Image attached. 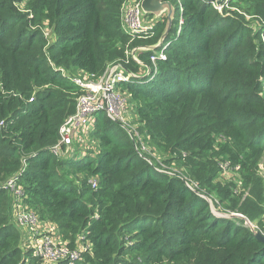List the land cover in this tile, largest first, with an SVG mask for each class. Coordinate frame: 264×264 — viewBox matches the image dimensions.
I'll list each match as a JSON object with an SVG mask.
<instances>
[{
  "label": "trees",
  "instance_id": "obj_1",
  "mask_svg": "<svg viewBox=\"0 0 264 264\" xmlns=\"http://www.w3.org/2000/svg\"><path fill=\"white\" fill-rule=\"evenodd\" d=\"M181 1L184 23L177 33L176 8L162 46L167 59L122 84L140 136L100 111L83 131L97 150L76 144L58 157L59 128L82 93L73 76L99 77L126 59L139 73L132 50L157 43L166 22L133 39L121 19L125 0H0V264H55L23 246L17 195L1 185L15 175L24 206L55 223L71 249L83 244L77 264H264L256 237L264 233L256 172L264 154V0H230L223 11ZM137 52L152 66L156 51ZM138 138L151 148L139 149ZM75 146L82 157H72ZM156 155L178 160L180 170L163 169ZM221 156L235 165L229 179H219ZM238 179L250 188L245 198ZM209 196L257 230L215 214Z\"/></svg>",
  "mask_w": 264,
  "mask_h": 264
},
{
  "label": "built area",
  "instance_id": "obj_2",
  "mask_svg": "<svg viewBox=\"0 0 264 264\" xmlns=\"http://www.w3.org/2000/svg\"><path fill=\"white\" fill-rule=\"evenodd\" d=\"M142 1L143 0H125L122 8L124 30L129 33L133 39L151 37L154 33L153 25L160 20L167 22L166 14L160 15L159 17L154 14H147L143 10ZM229 2L230 0H225L222 5L212 2V5L218 10L223 11L224 7H229ZM174 7L179 10L180 14L177 31V33H179L184 23V7L182 1L176 0ZM159 59H167V54L164 48L157 50L154 54L150 55L152 66L150 64L144 65V61L141 59L137 61L138 64L141 65L139 73L132 72L127 66L129 60H126L109 65L105 72L99 77H95L94 74L83 70L80 71L78 75L73 76L72 80L81 87L82 93L77 98L76 111L68 116L59 128V138L52 149L54 156L59 157L68 155L71 152L72 147L76 144H84V146L91 145L93 150L96 151L98 146L95 144V141L91 138L84 139L83 127L86 125L88 128H92L95 121L91 124L89 118L96 116L100 111H105L112 120L126 125L128 121L125 116L126 98L121 92L122 84L127 83L131 77L140 78L141 76L139 74L141 73L146 74L145 76L153 73L157 70V61ZM126 127L135 130L132 129L129 124H127ZM135 134L140 136L138 131H136ZM136 142L139 145V149L145 150L146 148H150L146 147L143 141L139 138ZM168 169L172 171L171 168ZM1 185H3L8 191L17 195L18 202L15 209L16 220L20 226L26 228L27 234L23 246L34 247L31 248L34 250L35 254L42 257L47 263L50 260L55 262V264H77L78 260L82 257L83 244L78 239V246L71 249L69 247L70 241L62 239L58 226L55 223L40 219V216L36 211L24 206L19 199L24 194L23 188L19 184V176H12L5 182L1 183ZM93 185L96 186V181L93 182ZM23 207L27 208L25 212L18 211L19 208ZM38 221L42 226L45 224L54 226L53 232L57 235V243H54L51 240L48 242L40 241L42 237L40 234L41 228L36 229L34 227ZM31 237H33L35 241H31ZM82 238L83 236H80V240Z\"/></svg>",
  "mask_w": 264,
  "mask_h": 264
},
{
  "label": "rangeland",
  "instance_id": "obj_3",
  "mask_svg": "<svg viewBox=\"0 0 264 264\" xmlns=\"http://www.w3.org/2000/svg\"><path fill=\"white\" fill-rule=\"evenodd\" d=\"M173 3L176 1H172ZM123 8V6H122ZM122 19V18H121ZM260 22L262 24H264V21L263 20H260ZM49 33V30L47 29V34ZM141 76V78L143 76H145L146 74L144 73H141L139 74ZM129 115V113L127 114ZM125 116H126V113H125ZM95 118L96 116H92L89 118V121L91 122V124L94 123L95 121ZM127 118V117H126ZM128 119V118H127ZM127 124L130 125V127L132 129H135L137 131V126L134 125L133 123L130 122V120L128 119L127 121ZM126 124V125H127ZM125 125V126H126ZM88 130V127L85 125L83 127V131H87ZM133 130V133L135 134L136 131ZM150 147V146H149ZM151 148V147H150ZM73 156L72 157H82V154H83V150L82 149H78L76 148V146L73 148ZM156 158L158 159V161H160V165L163 169H166V168H171L172 170H180V166H178V164L180 163L178 160H175V161H168L167 163L165 161H163V158L164 156H161V155H156ZM221 159V164H222V170H220V178L219 179H229L231 178L234 173L236 172V170H232L233 167L235 166L232 162V160H226L223 156L220 157ZM236 168H239V166H237ZM264 180V154L260 157L259 159V163H258V168H257V171H256ZM188 184L192 187V188H196L198 187V184L190 179H188ZM238 187H239V192L237 193V195H242L243 192L244 193V198L249 195V192H250V188L248 187H245L244 185V181L241 180V179H238ZM263 196H264V191H263ZM208 200L210 201V203L212 204V209L214 211L215 214L219 215V216H227V217H230V216H233V217H240L242 219H246V225L247 226H250V227H253L254 229L257 230L258 226L255 224V223H252L243 213L241 212H236V211H230L228 210L227 207H223L220 205V203L218 201H215L214 200V197H208ZM219 206L221 209H216V207ZM27 210V208L23 207V208H19L18 211H23L25 212ZM21 227H24V226H21ZM34 227L36 229H40L41 228V231H40V234H41V239L40 241L42 242H48V241H52L54 243H57V235L54 234V226L53 225H50V224H45L42 226V224L38 221ZM25 228V227H24ZM259 231V230H258ZM31 241H35V239L33 237H31L30 239Z\"/></svg>",
  "mask_w": 264,
  "mask_h": 264
},
{
  "label": "water",
  "instance_id": "obj_4",
  "mask_svg": "<svg viewBox=\"0 0 264 264\" xmlns=\"http://www.w3.org/2000/svg\"><path fill=\"white\" fill-rule=\"evenodd\" d=\"M208 3L212 4V2H216L218 5H222L225 0H205ZM142 7L144 11L149 14V15H156L159 17L160 15H167V22L165 25V28L162 32L161 37L159 38L158 42L155 44H150V45H142L138 46L133 49V58L136 61H139V57L137 55L138 50H145V51H154L157 49H160L163 44L165 43L166 39L168 38L173 22L175 19V14H176V8L174 7V4L171 0H143L142 1ZM144 65H148V63L143 62ZM256 237L264 242V233L262 231H256Z\"/></svg>",
  "mask_w": 264,
  "mask_h": 264
},
{
  "label": "clouds",
  "instance_id": "obj_5",
  "mask_svg": "<svg viewBox=\"0 0 264 264\" xmlns=\"http://www.w3.org/2000/svg\"><path fill=\"white\" fill-rule=\"evenodd\" d=\"M171 1H173V0H171ZM176 1V0H175ZM175 3V2H174ZM173 3V4H174ZM144 10V9H143ZM147 45H149V44H147ZM142 46V45H141ZM160 49H162V47L160 48ZM160 49H157V50H160ZM157 50H154V51H157ZM131 55H132V57H133V50H132V52H131ZM139 57V56H138ZM134 59V58H133ZM140 59V58H139ZM126 60H129V59H126ZM125 60V61H126ZM135 60V59H134ZM136 61V60H135ZM129 62H130V60H129ZM128 65V64H127ZM129 68V67H128Z\"/></svg>",
  "mask_w": 264,
  "mask_h": 264
},
{
  "label": "crops",
  "instance_id": "obj_6",
  "mask_svg": "<svg viewBox=\"0 0 264 264\" xmlns=\"http://www.w3.org/2000/svg\"><path fill=\"white\" fill-rule=\"evenodd\" d=\"M12 177V176H11ZM9 179V178H8Z\"/></svg>",
  "mask_w": 264,
  "mask_h": 264
}]
</instances>
